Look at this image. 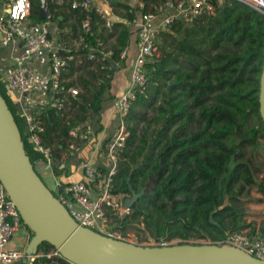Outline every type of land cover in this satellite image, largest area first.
I'll list each match as a JSON object with an SVG mask.
<instances>
[{"label": "trees", "instance_id": "trees-1", "mask_svg": "<svg viewBox=\"0 0 264 264\" xmlns=\"http://www.w3.org/2000/svg\"><path fill=\"white\" fill-rule=\"evenodd\" d=\"M210 1L212 14L189 23L174 21L155 42L152 61L144 64L146 81L135 90L123 119L128 134L118 152L114 175L116 192L138 197L127 213L110 215L115 230L123 232L132 224L137 230L141 225L155 240L217 241L232 231L255 228L244 220L243 198L249 197L253 187L264 196V176L256 177L261 167L255 161L264 143V123L258 112L264 16L235 0H221L217 5L216 0ZM29 2V18L39 21L40 0ZM45 2L53 5L50 0ZM84 14L75 10L55 15L64 42L59 53L66 57L62 85L64 89L74 87L77 93L67 97L60 111L35 113L43 127L41 141L52 152L55 175L68 131L89 125L102 103L112 97L113 74L124 66L118 53L131 43V33L122 21L114 22L109 33L99 26L93 12L89 16L94 36L84 35L80 29ZM121 15L131 17L127 11ZM78 35L92 45L96 38L104 43L113 37L108 43L110 57L90 59L86 49L71 46V38L77 40ZM0 95L13 116L24 153L35 167L42 156L28 140L1 74ZM25 229L30 237L32 233ZM260 235L264 238V228ZM52 250L41 243L34 254ZM29 264L70 263L59 256L42 255Z\"/></svg>", "mask_w": 264, "mask_h": 264}, {"label": "built area", "instance_id": "built-area-1", "mask_svg": "<svg viewBox=\"0 0 264 264\" xmlns=\"http://www.w3.org/2000/svg\"><path fill=\"white\" fill-rule=\"evenodd\" d=\"M50 1L53 3L52 6L43 1L44 17L39 21L28 23L29 0H1L0 18V47L6 50L9 60L7 70L0 72L5 91L15 105L17 114L23 120L28 132V140L41 154V162L50 171L54 159L50 147L41 141L40 133L43 127L36 120L35 113L44 109L60 111L66 106L67 97L77 93L74 87L64 89L62 85L64 80L61 78V72L66 65V57L59 53L60 50H64V42L59 37L60 29L57 26L56 13L85 11L84 17L80 20V29L88 37L94 36L90 12L99 19V26L109 33L112 32L114 22L122 21L131 33V43L134 47V56L129 65V87L115 101L117 129L95 151L97 157L106 160L105 166L83 163L82 179L66 184L56 182L55 187L50 189L69 216L79 226L106 237L138 245L162 246L179 242L229 245L264 260V238L256 227L232 231L217 241L193 238L172 243L161 239L151 243H137L124 238L113 228L110 219L112 214L122 216L128 212L124 208V200H121L115 191L114 175L117 170L118 152L123 147L126 137L123 119L128 113L131 101L135 98V90L146 81L144 64L152 61L156 53L155 42L174 21L189 23L197 16L212 14L214 4L210 0H159L156 3L146 0ZM220 1L216 0V5ZM235 1L252 7L264 16V0ZM124 11L131 13V17L126 18L121 15ZM71 34L70 31L69 35ZM95 40V44L92 45L84 40L83 35H78L77 40L71 38L70 45L74 48L86 49L90 59L96 56L101 59L109 58L111 50L108 48V43L113 37L104 43L98 38ZM130 44L119 51L120 59L125 60L128 57ZM113 66L117 67V64ZM94 133L95 130L90 125L83 129H70L67 149L76 150V143L89 141ZM22 228L25 229L14 204L0 184V264H29L35 256H59L54 249L46 254L38 251L37 254L28 255L25 252L26 244L22 247L10 246L12 236Z\"/></svg>", "mask_w": 264, "mask_h": 264}, {"label": "water", "instance_id": "water-1", "mask_svg": "<svg viewBox=\"0 0 264 264\" xmlns=\"http://www.w3.org/2000/svg\"><path fill=\"white\" fill-rule=\"evenodd\" d=\"M43 1L38 5L40 18L45 15ZM258 112L264 123V49L258 82ZM0 184L21 222L32 233L25 245L28 255L46 243L70 264H264L263 259L234 246L186 242L143 246L79 226L43 183L24 153L13 116L1 95ZM131 195L124 200L127 210L138 197V194Z\"/></svg>", "mask_w": 264, "mask_h": 264}, {"label": "crops", "instance_id": "crops-1", "mask_svg": "<svg viewBox=\"0 0 264 264\" xmlns=\"http://www.w3.org/2000/svg\"><path fill=\"white\" fill-rule=\"evenodd\" d=\"M2 7H0V18H1ZM0 55L6 56L7 67L9 64L6 50L0 47ZM134 56L133 44H130L128 51V57L124 60V66L116 69L113 74L110 93L112 97L105 100L102 103L99 115L90 122V126L95 130L94 136L87 142L76 143L77 149L74 151L68 150L67 147L61 152L59 162V171L55 175L53 170L50 171L46 166L38 161L35 163V169L38 172L41 179L47 183V187L50 189L55 187V183L66 184L69 182L77 181L82 179L81 165L83 163L94 164L98 166H105L106 160L104 158L97 157L95 154L96 148L110 137L118 126V119L115 113V101L116 98L121 95L129 87L130 82V69L129 65ZM5 69H0L5 71ZM113 225V224H112ZM263 230V228H257ZM259 230V232H260ZM17 241L24 246L28 239L29 234L26 229H19L17 232ZM10 246L15 245L11 239L9 242Z\"/></svg>", "mask_w": 264, "mask_h": 264}, {"label": "rangeland", "instance_id": "rangeland-1", "mask_svg": "<svg viewBox=\"0 0 264 264\" xmlns=\"http://www.w3.org/2000/svg\"><path fill=\"white\" fill-rule=\"evenodd\" d=\"M0 7H2L1 0H0ZM32 22H33L32 19L28 18V23H32ZM6 63H7L6 56L0 55V69L7 68ZM140 111L147 112V110H140ZM147 113L150 114L149 112H147ZM123 125H124V130H125V127H126L125 121H123ZM129 125L131 126V125H133V123H130ZM142 126H143L142 123L137 126V134H139V135H140V128ZM125 132H126V137H127L128 133L126 130H125ZM255 161H256V165L258 167H261L258 174H256V177L257 178L263 177L264 176V143L261 144L260 149L258 151V154L256 155ZM42 181L46 186H48L47 183H45L43 179H42ZM117 193H118L117 196L121 200H125V199L130 198L132 196V195H128V194L125 195V194L120 193V192H117ZM243 201H244L243 209L247 213V215L244 216V220L256 228H264V196L261 195L258 191H256L255 188L253 187L250 189L249 197L243 198ZM139 227H140V229L137 230L132 226V224H130L126 227V229L123 230V232L122 231H119V232L121 233V235L124 238H127L133 242H137V243L150 242L151 243V242L155 241V239L150 237L145 231L142 230L141 225H139ZM16 237H17V233H15L11 238L15 243V245H13V247H15V246L22 247V244L17 241ZM191 239H193V238H188L185 240H191ZM179 240H182V239L171 238V239L165 240V241H170L172 243V242L179 241Z\"/></svg>", "mask_w": 264, "mask_h": 264}]
</instances>
